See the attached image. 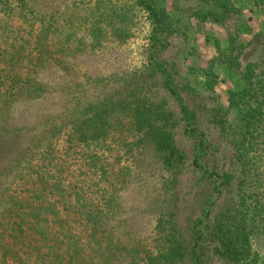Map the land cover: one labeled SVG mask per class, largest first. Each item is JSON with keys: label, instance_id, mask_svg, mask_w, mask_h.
I'll list each match as a JSON object with an SVG mask.
<instances>
[{"label": "trees", "instance_id": "trees-1", "mask_svg": "<svg viewBox=\"0 0 264 264\" xmlns=\"http://www.w3.org/2000/svg\"><path fill=\"white\" fill-rule=\"evenodd\" d=\"M33 2L0 0V150L7 148L4 155L0 152V264H212L217 257L237 258L227 219L230 205L214 216L213 226L208 223V232L204 221L197 220L201 227L189 226L186 236L175 213H159L156 228L162 247L157 251L146 249L132 233L120 234L128 223L117 202L128 184L127 175L114 167V159L121 155L136 158L152 151L165 170H173L186 157L175 139L180 134L198 142L190 172L215 201L233 180L232 172L219 173L201 163L207 159L200 154L206 139L198 116L186 104L166 62L157 56L167 22L164 10L150 0H136L150 21L151 45L146 66L131 81H108L111 86L93 97L62 90L66 101L57 114L37 112L32 122H14L11 106L29 99L35 85L46 87L39 81V70L54 66L68 71L75 57V49L67 50L72 44L67 45L60 30L46 21L55 14L41 15ZM211 2L221 10L210 9V18L223 20L228 0ZM14 19L23 25L9 23ZM239 48L235 69L249 76V91L264 90L258 65L241 67L243 46ZM158 94L173 103L171 109ZM257 111L251 106L243 116L244 138ZM60 138L66 145L61 151L55 149ZM21 140L28 145L22 147ZM210 238L215 241L205 247Z\"/></svg>", "mask_w": 264, "mask_h": 264}, {"label": "rangeland", "instance_id": "rangeland-1", "mask_svg": "<svg viewBox=\"0 0 264 264\" xmlns=\"http://www.w3.org/2000/svg\"><path fill=\"white\" fill-rule=\"evenodd\" d=\"M150 1L164 10L167 17L157 56L170 68L179 92L197 114L198 126L205 134L206 147L200 154L208 160L201 163L219 173L232 172L233 180L215 201L190 172L198 142L180 134L175 139L186 157L184 164L173 170H165L152 151L136 158L121 155L114 159V167L127 175L128 184L117 202L121 205V218H127L128 223L120 234L132 233L146 249L157 251L162 247L156 228L159 213H175L186 236L189 226L201 227L197 220L204 221V230L208 223L213 226L214 216L230 205L227 219L234 232L232 247L239 254L237 258H214L212 264H264V90L249 91V76H241L234 66L239 47L243 46L238 60L241 67L249 63L258 65L259 80H264V0H228V10L220 21L209 16L210 9L221 10L211 0ZM33 3L38 5L41 15L55 14L46 21L60 30L67 45L72 44L67 50L75 49V57L69 61L68 71L61 72L54 66L39 70V81L46 87L35 85L29 90V99L11 106L14 122H32L37 112L57 114L66 101L62 90L71 88L78 95L86 93L93 97L111 86L108 81H131L146 66L151 26L136 0ZM57 9L56 15L53 11ZM9 23L15 27L23 25L16 19ZM156 97L163 98L167 109L172 108L173 103L164 95ZM251 106L258 111L244 138L243 116ZM64 141L58 139L55 149L61 151L66 146ZM20 143L22 147L28 145L26 141ZM6 149L0 150L2 155ZM179 167L180 175L176 172ZM215 185L218 183L212 187ZM209 209V218L205 219ZM214 241L210 238L205 247Z\"/></svg>", "mask_w": 264, "mask_h": 264}]
</instances>
